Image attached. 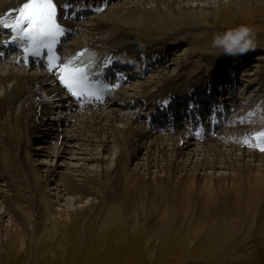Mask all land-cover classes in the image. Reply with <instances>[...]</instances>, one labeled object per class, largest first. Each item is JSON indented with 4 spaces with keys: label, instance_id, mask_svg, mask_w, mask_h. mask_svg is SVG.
I'll list each match as a JSON object with an SVG mask.
<instances>
[{
    "label": "bare ground",
    "instance_id": "1",
    "mask_svg": "<svg viewBox=\"0 0 264 264\" xmlns=\"http://www.w3.org/2000/svg\"><path fill=\"white\" fill-rule=\"evenodd\" d=\"M23 1H1L0 17H12ZM250 1L264 4V0ZM242 3V0L120 1L104 6L97 16L88 20L86 28L79 19L67 20L69 25L79 28L64 54H75L76 49L87 47L92 50L89 59L120 52L125 56L121 59L133 58L137 53L144 57L161 55L173 42L185 41L179 36L181 28L176 22L182 21L191 9L213 10L218 6H242ZM187 33L183 36L188 38ZM193 43L175 62L177 71L157 69L155 76L138 81L142 83L137 90L129 92L123 87L96 109H72L62 90L48 84L52 76L39 69L17 66L11 60H0V183L6 182L7 190L18 184L17 193L22 201L18 210L10 207L11 201L19 199H12L0 184L3 188L0 189V238L3 233L6 239L19 234L25 247L29 242L26 234L41 236L43 229H49L47 223H52L51 229L56 230L68 218L78 214L79 217L84 212L91 216L105 201H113L119 208L117 211L122 212L119 216L124 215L134 227L149 209L152 212L149 218H155L147 220L149 237L164 228L166 219L171 221L176 215L177 227L191 224L197 231L196 238L213 228L221 217L230 219L234 227L256 218L253 240L264 241V153L241 146L242 133H249L254 125L242 123L232 132L200 142L188 137L181 127L175 131L170 127L165 131L160 128L159 132L157 127L141 121L139 109L132 108L136 100L150 102L178 87L199 84L208 78L216 62L225 63L224 55L199 53ZM250 52L244 55L250 57ZM167 62L162 64L166 68L172 65L171 61ZM121 70L132 78L129 75L132 72ZM257 71L263 84L264 66ZM238 99V104H247L242 97H233V101ZM122 104L131 105L122 107ZM5 115L10 121L3 119ZM47 133L57 135V142L50 143ZM35 135L46 141L42 145L43 155L54 156L50 166L45 163L37 168L30 160L28 147ZM144 142L149 143L145 148ZM110 144L114 147L112 165L106 166L101 151L109 149ZM131 146H134L132 151ZM63 151H69L72 156L56 162ZM5 162L10 163V169ZM59 165L63 167L60 172ZM51 175L56 178L51 179ZM6 216L9 220L5 225ZM100 228L103 232L104 228Z\"/></svg>",
    "mask_w": 264,
    "mask_h": 264
},
{
    "label": "rangeland",
    "instance_id": "2",
    "mask_svg": "<svg viewBox=\"0 0 264 264\" xmlns=\"http://www.w3.org/2000/svg\"><path fill=\"white\" fill-rule=\"evenodd\" d=\"M236 1L239 2V0ZM242 2H244L242 6H218L213 10L195 7V9L188 11L189 13L185 15L182 21H178L176 24L181 28L180 32H189L191 37H194L190 42L194 41L193 46L197 52L210 53L213 57L220 56L219 50L213 48L211 44L214 34L241 24L254 26L257 33V44L264 45V4H256L250 0H242ZM187 50L188 46L185 45L181 51L171 57L172 65L167 68L164 65L161 69L165 68V71L169 73L175 72V62H178ZM254 58L251 62L253 64L247 67L248 72H251L247 78L255 77L256 64H258L259 59H263L264 63L263 52L254 55ZM154 75L155 73H152L142 80L147 81ZM242 82L241 79L240 83ZM135 83L137 82L135 81ZM137 88L134 85L131 86L132 90ZM252 91L254 92V90ZM3 119L10 121L8 115H5ZM3 127L6 130L5 125ZM53 131L55 130L53 129ZM157 131L161 132V129ZM48 133L50 143H56L58 136L55 137ZM135 140L138 142L139 138ZM45 143L46 141H43L39 135L35 137L32 143L30 142V148L28 147L31 154L30 160L37 165V168L38 166L41 167L42 164L44 166L45 163H49L50 166L51 162L55 161L54 156L49 158L43 155L42 151L45 149L42 145ZM111 144L109 149H101V154L107 160L106 166L112 165L114 147ZM148 144V142H144V148ZM131 147L134 148V146ZM71 154L69 151L67 153L63 151L56 162L63 161L65 156L70 157ZM66 163L70 164L68 161ZM6 164L7 168L10 169V163ZM59 166H61L58 170L60 172L63 167L62 165ZM2 169L5 170L3 167ZM50 178L54 180L56 176L52 177L51 175ZM0 184L2 187L6 185L4 182ZM17 186L9 190H7L8 186L6 189L4 186V190L2 187L0 189L7 192L12 199H19L20 202L15 203L14 201L17 206L9 204L10 207L18 210L22 201L17 193ZM48 187L52 188L50 185ZM49 188L47 189L53 192ZM83 200L88 201L87 198ZM118 209L113 201H105L91 216L87 212L79 217V214L72 216V219L68 218L67 221H63L62 226L55 228L56 230L51 229L52 223H47L50 230L46 229L47 231H45L43 229L41 236L40 233L33 237L26 234V240L29 242L25 247H22L19 234V237L17 235L6 239V235L3 233L1 234L2 239L0 238V264H260V260L264 261V245H262L264 241L253 240L256 238L254 237L256 236L255 227L258 224L256 218L251 221L244 220L238 227H234L230 219L221 217L213 228L209 227L196 238L197 231L192 229L191 224L185 225L187 227L182 225L181 229L177 227L179 220L175 215L172 216L171 221L166 219L163 229L149 237L147 220H155L153 216L149 218L150 213H152L149 209L146 210L143 219L135 227L126 220L124 215L122 216L123 219L119 216L122 212H118ZM7 215L10 213L7 212ZM8 217L3 218L5 225L8 224ZM47 226L45 227L47 228ZM101 226L104 228V230L102 229L103 232ZM262 235H264V231ZM258 254L260 255L258 256Z\"/></svg>",
    "mask_w": 264,
    "mask_h": 264
},
{
    "label": "snow or ice",
    "instance_id": "3",
    "mask_svg": "<svg viewBox=\"0 0 264 264\" xmlns=\"http://www.w3.org/2000/svg\"><path fill=\"white\" fill-rule=\"evenodd\" d=\"M58 3L59 0H25L22 6L15 10L14 17H0V27L13 33L14 42L26 40V53L41 56L46 50L50 54V70L56 69L60 83L78 101L92 98L100 100V85L86 66L76 60L58 63L61 58L53 54L54 46L67 31L58 22ZM61 7L67 9L71 5L63 4ZM243 142L264 151V132L258 133L252 140L245 139Z\"/></svg>",
    "mask_w": 264,
    "mask_h": 264
},
{
    "label": "clouds",
    "instance_id": "4",
    "mask_svg": "<svg viewBox=\"0 0 264 264\" xmlns=\"http://www.w3.org/2000/svg\"><path fill=\"white\" fill-rule=\"evenodd\" d=\"M211 44L220 55H243L257 48V33L254 26L241 24L215 33Z\"/></svg>",
    "mask_w": 264,
    "mask_h": 264
}]
</instances>
